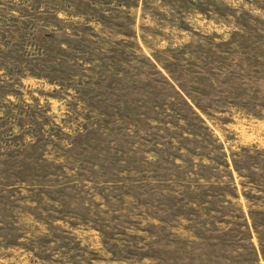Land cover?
I'll return each mask as SVG.
<instances>
[{
    "label": "rangeland",
    "instance_id": "obj_1",
    "mask_svg": "<svg viewBox=\"0 0 264 264\" xmlns=\"http://www.w3.org/2000/svg\"><path fill=\"white\" fill-rule=\"evenodd\" d=\"M0 264H264V0H0Z\"/></svg>",
    "mask_w": 264,
    "mask_h": 264
}]
</instances>
